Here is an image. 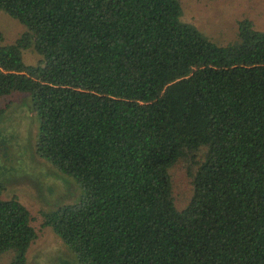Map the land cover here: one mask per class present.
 <instances>
[{
	"label": "trees",
	"instance_id": "trees-1",
	"mask_svg": "<svg viewBox=\"0 0 264 264\" xmlns=\"http://www.w3.org/2000/svg\"><path fill=\"white\" fill-rule=\"evenodd\" d=\"M0 97L29 92L36 153L86 196L45 214L79 264H264V30L219 45L180 0H0ZM33 47L35 65L22 51ZM191 156L175 208L171 168ZM0 256L28 264L29 209L4 198Z\"/></svg>",
	"mask_w": 264,
	"mask_h": 264
},
{
	"label": "rangeland",
	"instance_id": "rangeland-1",
	"mask_svg": "<svg viewBox=\"0 0 264 264\" xmlns=\"http://www.w3.org/2000/svg\"><path fill=\"white\" fill-rule=\"evenodd\" d=\"M182 21L194 25L205 37L219 44L239 42V22L249 19L264 30V0H180ZM4 44L14 43L26 30L19 20L0 10ZM28 65L43 57L33 48L22 51ZM39 119L29 92L15 91L0 97V183L3 197H17L29 209L37 239L28 251V264H79L69 246L45 225V214L79 203L86 190L73 177L57 170L36 153ZM191 156L171 168L175 208L184 209L193 194L192 173L197 165ZM12 251L0 256L8 264Z\"/></svg>",
	"mask_w": 264,
	"mask_h": 264
}]
</instances>
